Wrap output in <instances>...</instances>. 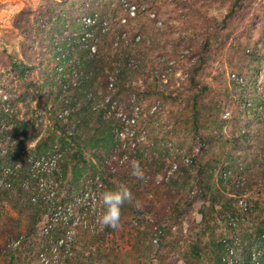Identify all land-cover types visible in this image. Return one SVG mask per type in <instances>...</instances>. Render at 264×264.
Masks as SVG:
<instances>
[{
	"label": "trees",
	"instance_id": "1",
	"mask_svg": "<svg viewBox=\"0 0 264 264\" xmlns=\"http://www.w3.org/2000/svg\"><path fill=\"white\" fill-rule=\"evenodd\" d=\"M180 1L63 0V5L58 8L67 7L66 18L54 11L47 16L46 25L51 24L56 33L49 39L53 47L49 59L26 57L23 52L21 56L4 54L3 68L7 73L0 75V90L3 89L0 94V137L5 128L10 127L8 133L15 146L0 155V162L4 161L1 157L6 158L9 169L6 170L9 177L7 191L20 198L23 194L28 196L26 208L30 211V223L25 239L67 240V220L61 215L67 208V186L73 185L78 191L77 177L83 175L81 170L74 171L77 169L74 166L73 176L68 179L67 158H62L61 164L58 163L52 172L64 192L60 190L50 203L45 204L25 190L23 181L30 178L31 166L66 149L68 143L76 147L71 161L92 169L95 166L92 160L101 164L114 149L120 140L115 136L117 132L143 125L144 116L151 108L156 111L161 104L175 106L180 102L181 89L173 82L174 71L182 60L177 58L181 55L179 39L173 42L175 30L172 26L157 27L152 19L155 16L170 18L164 6L167 2L180 5ZM199 13L200 10L194 8L189 13L190 18L198 19ZM207 15V9H204L202 16ZM248 15L259 17L254 0H232L220 23L226 25L228 20ZM215 22L212 20V25ZM196 25L191 27L195 29ZM216 30L217 25L197 33L203 41L199 49L192 45L195 40L192 37L186 41L187 46L193 47L199 55L215 50L214 55L223 53L225 46L232 42L230 46L234 44L236 56L234 70L247 79L243 83L232 80L229 84L236 91L231 94L215 92L210 85L197 80L203 72L201 61L190 65L188 78L181 86L185 85L189 92L192 142L207 154L205 160L196 159L193 163L202 193L199 214L204 219L207 211L212 210L227 220L236 219L235 199L250 193L254 187L264 188V87L255 95L250 68L264 55L262 46L253 42L250 33L240 37L228 32L220 40ZM40 34L43 36L45 31ZM211 41L219 44L212 48ZM172 58L177 59L169 65ZM245 68L250 69L244 72ZM220 94L221 99L213 98ZM233 102L235 108L229 122L221 121L220 114L228 112L227 106L231 107ZM116 108L121 111H113ZM44 119L50 124L46 130H43ZM178 123L179 120L174 118L173 124ZM227 123L228 131L223 129ZM220 142L228 144L232 151L226 155L224 148L216 150L215 146ZM86 151L91 159L85 157ZM214 177L222 187L216 196L211 195L216 185ZM258 209L263 217L256 223H249L255 237L264 240V207ZM139 213L147 219L145 212ZM44 220H50L48 228L39 236L38 224ZM194 254L199 258L197 249Z\"/></svg>",
	"mask_w": 264,
	"mask_h": 264
},
{
	"label": "rangeland",
	"instance_id": "2",
	"mask_svg": "<svg viewBox=\"0 0 264 264\" xmlns=\"http://www.w3.org/2000/svg\"><path fill=\"white\" fill-rule=\"evenodd\" d=\"M61 1L0 0V75L7 73V69L3 68L6 62L4 54L21 56L23 52L26 57L35 56L41 60L44 57L50 58L53 47L49 39L56 33L51 24L46 25L47 16L54 11V14L60 12L66 18L67 7L63 10L58 8V5H63V0ZM231 1L181 0L180 5L178 2H167L164 9L169 12L167 16L170 18L151 16L157 27L168 24L174 28L173 42L179 39L178 50L181 55L177 58L182 60L174 71L173 80L182 92L177 105L164 103L156 111L151 108L144 116L143 125L117 132L115 136L120 140L116 142L114 149L101 164L92 160L95 165L92 169L71 161V155L76 151L73 145L67 143L66 149L56 153L60 158L57 164L62 158H67L68 179L73 176L74 166L77 167L74 171L81 170L83 174L77 177L80 185L78 191L73 185L67 186V208L61 211V215L67 220V240L56 243L54 240H37L35 237L25 239L30 223V211L26 208L28 196L23 194L24 197L20 198L7 191L9 177L6 170L9 169L6 158L1 157L4 161L0 162V170L3 171L0 177V264H220V240H242L245 252L256 246V240L259 239L255 237L254 228L249 222L256 223L263 217L258 208L264 207V188L254 187L250 193L235 199L238 213L234 226H230L223 215L212 210L207 211L204 219L199 214L203 204L200 201L202 193L197 184L198 176L193 163L196 159L205 160L207 154L192 142L189 92L185 85L181 86L182 81L188 78L190 65L201 61L203 72L197 80L210 85L215 92L224 94L228 91L231 94L236 91L229 84L233 82V74L243 80L247 79L234 70L236 56L232 48L234 44L230 46L232 42L225 46L223 53L213 55L215 50L205 55L196 53L195 49L203 45L202 38L196 36L201 29L215 28L217 25L216 33L220 40L228 32L240 37L250 33L253 42L257 41L262 46L264 55V0H254L258 18L238 16L223 25L220 21L227 13ZM194 8L200 10L199 18H203L194 19L196 21L190 18L189 13ZM204 9L208 12L205 17L202 16ZM172 10L175 13H170ZM214 19L216 22L212 25ZM195 23L197 25L193 29L191 26ZM43 31L45 34L42 36L40 33ZM191 37L195 39L194 44L192 43L195 49L186 44ZM172 39L169 41L172 42ZM218 44L217 41H211L212 48ZM166 46L171 49L168 44ZM174 59H170L169 65H172ZM250 68L256 95L264 87V56ZM250 68L243 70L245 72ZM57 72L60 73L59 68ZM1 93L3 89L0 90ZM221 94L213 98L219 100L222 98ZM234 105L235 102L231 107L227 106L228 112L220 114L221 121L229 122ZM35 106L36 102L32 104L33 108ZM113 111L119 113L121 109ZM21 112L24 113V109ZM174 118L180 123L174 125ZM49 126L44 119L43 130ZM229 127L227 123L223 129L228 131ZM7 128L0 137V155L13 150L15 146L8 133L10 127ZM251 130L248 131L252 132ZM255 146L258 148L257 143ZM217 148H224L226 155L232 151L228 144L221 142L215 146L216 150ZM85 157L91 159L87 151ZM193 158V161L190 160ZM133 162L139 163L143 179L131 174ZM44 168L45 165L31 166L29 171L32 174L23 183L31 196L48 204L61 188L53 172ZM215 181L216 177L211 195L216 196L222 187ZM121 184L131 190L133 202L122 207L121 225L113 230L98 223V218L103 213L100 193ZM61 192H64V188ZM248 197L251 198L250 201L247 200ZM240 200L245 203V207L239 205ZM135 201L140 202V208L136 207ZM255 201L257 205L254 204ZM139 211L145 212L147 219H143ZM49 221L44 220L38 224L37 235L45 234ZM20 237L23 242L18 249L12 251L10 242ZM196 249L199 251V258L194 254Z\"/></svg>",
	"mask_w": 264,
	"mask_h": 264
},
{
	"label": "built area",
	"instance_id": "3",
	"mask_svg": "<svg viewBox=\"0 0 264 264\" xmlns=\"http://www.w3.org/2000/svg\"><path fill=\"white\" fill-rule=\"evenodd\" d=\"M232 79L237 83H243V78L231 76ZM61 117V116H59ZM264 122V119H263ZM59 158L55 155L50 157H45L36 162V165H45L46 171H53L57 167V160ZM34 164V165H35ZM239 205L245 207V203L241 200ZM230 226H234L233 218L227 219ZM48 227L46 226V229ZM66 240V239H64ZM62 240H59L60 242ZM256 246L249 248L246 252L244 251V246L242 240H220V264H264V240H256ZM23 242L22 238H18L15 241H12L9 245L12 251L18 249ZM56 242V243H58Z\"/></svg>",
	"mask_w": 264,
	"mask_h": 264
},
{
	"label": "clouds",
	"instance_id": "4",
	"mask_svg": "<svg viewBox=\"0 0 264 264\" xmlns=\"http://www.w3.org/2000/svg\"><path fill=\"white\" fill-rule=\"evenodd\" d=\"M132 175L138 179H143V172L138 162H133ZM100 202L103 205V213L98 218V223L106 228L118 229L121 225L122 207L126 203L133 202V193L124 184L114 189L105 190L100 193ZM137 208H140V202L135 201Z\"/></svg>",
	"mask_w": 264,
	"mask_h": 264
}]
</instances>
